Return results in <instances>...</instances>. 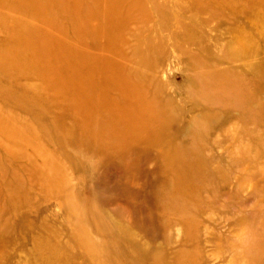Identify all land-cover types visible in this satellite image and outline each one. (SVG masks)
<instances>
[{"label": "rangeland", "instance_id": "obj_1", "mask_svg": "<svg viewBox=\"0 0 264 264\" xmlns=\"http://www.w3.org/2000/svg\"><path fill=\"white\" fill-rule=\"evenodd\" d=\"M107 2L0 0V264H264V0Z\"/></svg>", "mask_w": 264, "mask_h": 264}, {"label": "bare ground", "instance_id": "obj_2", "mask_svg": "<svg viewBox=\"0 0 264 264\" xmlns=\"http://www.w3.org/2000/svg\"><path fill=\"white\" fill-rule=\"evenodd\" d=\"M110 3H111V0H110V2H107V5H106L105 10H104V15H105L104 20H102V21H105V19H106V23H108L109 25H115L116 24L115 19L119 16L120 13L117 11V9H116L117 7H114V6H116L115 3H113V4L111 3V5H110ZM94 10H96V8ZM97 22H98V20H97ZM100 23H98V24H100ZM40 54H41V56H48L49 55V53L47 51H41Z\"/></svg>", "mask_w": 264, "mask_h": 264}]
</instances>
